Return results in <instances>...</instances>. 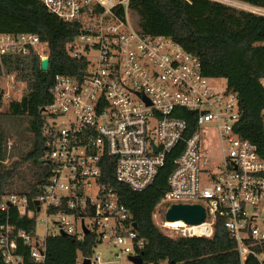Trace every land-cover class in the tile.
Returning a JSON list of instances; mask_svg holds the SVG:
<instances>
[{
    "label": "built area",
    "instance_id": "1",
    "mask_svg": "<svg viewBox=\"0 0 264 264\" xmlns=\"http://www.w3.org/2000/svg\"><path fill=\"white\" fill-rule=\"evenodd\" d=\"M39 1L63 22L81 23L71 54L86 60V67L80 77L54 78L52 103L44 111L47 185L32 204L11 195L1 207L34 218L36 233L1 227L0 264H24L18 240L35 264H45L46 240L62 235L78 240L95 235L90 264L139 257L143 240L118 191L102 178L112 170L116 182L141 192L168 164V191L153 216L159 224L167 226L164 214L171 204H200L205 222L182 227L177 237L210 238L220 220L241 264L250 256L264 264V251H255L264 248V160L239 134L237 95L211 85L214 79L202 75L198 57L172 39L138 33L128 19L129 0ZM44 47L34 35L0 34V62ZM261 84L264 88V79ZM260 117L264 124V110ZM211 149L218 150L215 157Z\"/></svg>",
    "mask_w": 264,
    "mask_h": 264
},
{
    "label": "trees",
    "instance_id": "2",
    "mask_svg": "<svg viewBox=\"0 0 264 264\" xmlns=\"http://www.w3.org/2000/svg\"><path fill=\"white\" fill-rule=\"evenodd\" d=\"M231 1L264 11V0ZM128 12L138 33L172 39L198 57L204 77L225 81L227 92L239 99V134L264 160L260 117L264 110V15L219 0H129ZM118 14L125 18L122 8ZM80 29V22H63L48 13L39 0H0V34L36 36L45 46L41 54L49 59L47 72L41 70V54L34 49L27 55L3 56L0 62V78L13 76V92L19 91L5 103L0 87V228L8 225L16 233H36L34 218H22L15 208L1 207L11 195L32 204L44 192L51 175L49 164L40 162L49 152L44 111L52 103L54 78L80 77L86 67V60L71 54ZM171 172L172 164L166 165L154 183L141 192L116 182L112 170L102 178L118 191L120 203L129 211L143 240L139 252L143 264H241L236 243L220 220L210 238L169 237L154 223ZM16 244L24 264H35L22 240ZM96 246L93 234L82 240L48 238L45 264H78L92 258ZM255 251L260 253L264 248L259 246ZM245 264L259 263L250 256Z\"/></svg>",
    "mask_w": 264,
    "mask_h": 264
},
{
    "label": "water",
    "instance_id": "3",
    "mask_svg": "<svg viewBox=\"0 0 264 264\" xmlns=\"http://www.w3.org/2000/svg\"><path fill=\"white\" fill-rule=\"evenodd\" d=\"M40 67L42 71L47 72L49 68V59H41ZM40 162L44 163V160H41ZM34 204L35 206H37L38 202H35ZM205 219L206 210L200 204H171L164 214V222L166 224L181 223L182 225L187 227L200 226L205 222ZM133 226L134 228H136L135 224ZM85 233L88 234V231L85 230ZM62 237H65V235H62ZM129 262H131L132 264H143L140 256L130 257ZM82 264H90V260L86 259L82 262Z\"/></svg>",
    "mask_w": 264,
    "mask_h": 264
},
{
    "label": "rangeland",
    "instance_id": "4",
    "mask_svg": "<svg viewBox=\"0 0 264 264\" xmlns=\"http://www.w3.org/2000/svg\"><path fill=\"white\" fill-rule=\"evenodd\" d=\"M219 1L226 3L230 6H233L235 8H238V9L254 11V8H252V7H249V6L240 4V3H236V2H233L231 0H219ZM261 11H262V13L264 12L263 10H261ZM128 19L131 21V23L133 25H135L134 18H133V16L130 15L129 12H128ZM39 53L41 54V52H39ZM42 55L45 56L44 54H41V56ZM45 58H47V57L45 56ZM210 84L215 86L216 88H219V89H223L226 86L225 81L222 79H214V80L210 81ZM14 86H15V80H14L13 76H8V77L3 76L0 78V87L2 88V90L4 92V98H5V95H8V98L4 99L5 103H6V100L8 101L9 97L13 96V94H15V95L18 94V92H19L18 90H17V92H13ZM16 86L19 87V90H20L21 86H19V84H16ZM217 152H218V150L211 149L210 155L212 157H215L217 155ZM39 218L40 219L45 218L44 211L40 214ZM153 220H154V223L162 230V232L169 237H177L181 232L182 227H178V228H171L168 226L163 227L162 224H159V221L156 218L153 217ZM49 229L53 230L54 228L52 226H50ZM42 231H43L42 229H39L38 233H42ZM99 249L101 251L106 250L104 245H101ZM122 264H132V263L129 262L128 260H123ZM162 264H164V263H162Z\"/></svg>",
    "mask_w": 264,
    "mask_h": 264
},
{
    "label": "bare ground",
    "instance_id": "5",
    "mask_svg": "<svg viewBox=\"0 0 264 264\" xmlns=\"http://www.w3.org/2000/svg\"><path fill=\"white\" fill-rule=\"evenodd\" d=\"M167 226L171 228L184 227L181 223H167Z\"/></svg>",
    "mask_w": 264,
    "mask_h": 264
}]
</instances>
